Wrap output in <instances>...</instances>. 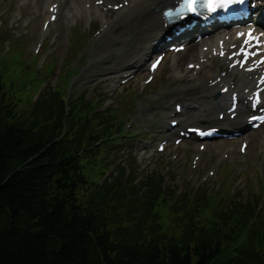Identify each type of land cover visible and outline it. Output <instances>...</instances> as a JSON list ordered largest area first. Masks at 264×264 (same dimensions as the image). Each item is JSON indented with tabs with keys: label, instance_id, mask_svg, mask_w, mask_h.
<instances>
[{
	"label": "trees",
	"instance_id": "16d2710c",
	"mask_svg": "<svg viewBox=\"0 0 264 264\" xmlns=\"http://www.w3.org/2000/svg\"><path fill=\"white\" fill-rule=\"evenodd\" d=\"M4 115L0 108V117ZM53 117L50 123L46 114L32 123L23 118L0 119V264H264L261 227L250 236L257 246H246L233 256L222 249L221 235L201 234L198 229L156 246L132 242L113 246L93 220L69 217V202L55 207L47 198L48 181L54 175L72 180L67 166L50 167L57 160H65L63 154L55 156L60 151L49 144L27 164L60 128L62 111L54 112ZM23 166L26 168L16 171ZM55 185L56 194H62L63 183L58 180ZM65 189L70 197L85 196L71 186ZM239 230L220 233L231 239Z\"/></svg>",
	"mask_w": 264,
	"mask_h": 264
},
{
	"label": "rangeland",
	"instance_id": "374dc122",
	"mask_svg": "<svg viewBox=\"0 0 264 264\" xmlns=\"http://www.w3.org/2000/svg\"><path fill=\"white\" fill-rule=\"evenodd\" d=\"M15 1L16 0H0V7L10 6V8H8V17H9V11L12 9ZM31 10H32V5L29 4V6H27V8H26L25 15L22 16V18L20 20H17L16 18L13 19L10 17L9 19H5L3 22V25H5L8 29H10L16 33L22 34L21 38L24 41V43L26 44L27 50L29 51L28 55H26L27 58L30 56V52L32 53V51H33V46H34L35 41H36L35 36L37 35V32H38L39 27H40V22H41V18H38V17L33 18L32 17V14L30 13ZM67 18H68L67 26L66 25L62 26V23L57 25V27L61 28V34H62L61 39H58L56 42V47L58 50V54L56 55V57H57V61L59 64H61L63 60L66 61V59H63V58L69 57L68 52H69V49L71 46H68V42L73 39V33L77 32V34H79V36H81L84 40H87V41L91 40L89 34L85 33V35H82L80 33V32H83L84 30H87L85 24L81 21L80 17H69V16H67ZM26 22H29L27 27H25ZM71 26L72 27L76 26V29H72L74 31L72 34L70 33ZM26 31L31 33L32 38H26V34H25ZM132 37H133V39L135 38L134 36H132ZM107 39H110L108 35L101 38L99 43L106 41ZM95 42H97V41L95 40ZM137 47H135V46H132L129 48L125 47L124 52L122 54H120V57H118L117 59L121 63L126 62L127 56H129V54H130V50H133ZM48 48L52 49L50 46H48ZM112 48H113V42H112V45H110V46L105 45L102 48V50H100V51H94L93 46L86 47L83 51L80 52L78 57L75 58V60L72 63L73 67L77 70V73L75 74L74 79H73L74 85H75V93H84L86 95L93 96L98 100L104 99V97L106 95H104V92L102 91L103 89L102 90L99 89V87L97 85L99 84V81H100L99 80V74L103 73L101 71L102 69H105V70L115 69V68H112L111 63H108V61L110 60L109 58L112 57ZM31 56H33V54ZM82 56L84 59L82 58ZM94 57L96 58L97 63H95L93 65L94 66L96 65L97 68L92 70L91 68H88V67L94 61ZM117 59H115L113 62H115ZM113 65H115V67L118 66V64H113ZM164 68H166L169 71V69L167 67H164ZM110 76H115V75L110 74ZM113 81H114V83L119 82L118 79H113ZM54 82H55L54 77L48 81V83H51V84H53ZM43 86L44 85H42L41 88H43ZM157 86H159V85L157 84ZM128 88L133 89V85L130 84L126 89H128ZM134 90H135V88H134ZM113 97H115V99H117V102H120L122 99H125L123 96H117L116 93ZM156 98H157V94L154 93L153 88H151L149 91H147L146 95L143 96L141 98V100L138 101L137 103L135 102L134 99H132L134 103H132V107H131L130 111L128 112V114L125 116V118L127 120L129 117L133 118L135 112L138 110V108L140 107V105L142 103H143L142 105L145 106L148 104L147 102H149V101L153 102ZM152 104L154 107H156V109H158L159 105L157 102H154ZM141 112L143 114L146 113V112H144V110L143 111L141 110ZM141 124H142V122L138 121L137 125L135 124L133 129H135V132L137 134L144 136L143 133H145V131L140 129ZM131 149L128 148V149H125V151H129ZM162 157L163 158L161 160H158L159 157L152 159L151 162L148 164L147 169H151L152 167H155L158 165L161 169H163V173L165 175H167V177H169V179H171V178H173L175 180L178 179L184 183V186H186V187L189 186V185H187L185 177L182 174H181V176L177 175V172L181 171V167H180L181 161H177L175 163H169L167 156H162ZM253 157L254 156H252V158ZM186 165H187V163H186ZM133 167L135 168V172L138 175H140V173L142 172L141 168L138 167L136 165V163H134ZM205 170H206V168L203 171H205ZM257 173H258L257 178H256V176L253 178V182H252L253 186H252L251 190H253L256 187V180L258 182L257 184H260L259 183L260 182L259 170H257ZM174 174H176L177 178L174 176ZM241 176L242 175H239L238 177L241 178ZM167 177H166V179H168ZM223 185H224V182L222 183L220 177L217 178V176H216L206 184V187L212 186L214 190H217L219 187H222ZM262 187L264 190V183H263ZM243 189L245 190V193H246V187L243 186V183H242L238 187L237 191H240ZM263 201H264V195H263Z\"/></svg>",
	"mask_w": 264,
	"mask_h": 264
},
{
	"label": "bare ground",
	"instance_id": "6f19581e",
	"mask_svg": "<svg viewBox=\"0 0 264 264\" xmlns=\"http://www.w3.org/2000/svg\"><path fill=\"white\" fill-rule=\"evenodd\" d=\"M52 2H57V0H49ZM72 2L78 5H84L90 0H71ZM112 1V4L127 2L126 5L123 6L117 11L112 12L110 18H106V14L102 12L100 7L95 6V0H92L90 6L92 11L98 13L101 23V33L104 34L107 31H115L116 32V50L117 52L123 48L126 41H128V36L126 34L125 29L123 28L124 20L128 18V16H133V21L131 22V27L133 29H138V34L140 41H142L144 46L140 47L136 51H134L132 58L134 59L129 65H124L123 68L126 72L133 68H142L144 66L143 63H140V57L143 54V51L148 48L152 44L153 41L159 40L161 37V33L164 30L163 21L159 14V9L161 6L166 3L171 2L172 0H103V2ZM42 2V0H41ZM37 2L36 4H38ZM68 2H64V4H68ZM35 4V5H36ZM140 12L136 14V12ZM129 31V30H128ZM146 45V46H145ZM194 48L191 47L188 52H193ZM218 53V50L216 49ZM213 51L203 52L198 51L196 57L191 58L186 64L194 63L199 64V73L194 75L193 72H187L182 70V66L179 63L172 66L174 75L177 79L181 80L185 85L188 86L189 90H191L192 95H196L197 93H204L205 87L209 91L215 90L220 83L228 84L236 82V77L231 71L228 75L221 76L219 69L224 67L223 58H219L218 56L212 55ZM189 56V54H186ZM175 60V57H173ZM205 59V60H203ZM217 62V64H215ZM140 63V64H139ZM240 75L239 86L240 85H248L250 81L246 78V74L243 71H239ZM217 77L219 79L217 80ZM215 81V82H214ZM214 82L213 85L211 83ZM186 92H181L179 97L183 98L187 96ZM228 101L227 95L219 96V102L224 104ZM211 103H215L214 101H210ZM237 129L239 126L236 127ZM247 129L243 130V139L253 140L254 142H259L258 137L252 138L250 135H246ZM252 141V142H253Z\"/></svg>",
	"mask_w": 264,
	"mask_h": 264
},
{
	"label": "snow or ice",
	"instance_id": "6c2138e0",
	"mask_svg": "<svg viewBox=\"0 0 264 264\" xmlns=\"http://www.w3.org/2000/svg\"><path fill=\"white\" fill-rule=\"evenodd\" d=\"M245 0H183L180 11L185 9L189 12L196 13L200 8H207L210 12H215L218 8L228 9L233 4H244ZM171 15V13H169ZM253 30L249 31V36ZM240 35H243L241 33Z\"/></svg>",
	"mask_w": 264,
	"mask_h": 264
}]
</instances>
